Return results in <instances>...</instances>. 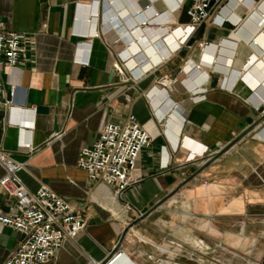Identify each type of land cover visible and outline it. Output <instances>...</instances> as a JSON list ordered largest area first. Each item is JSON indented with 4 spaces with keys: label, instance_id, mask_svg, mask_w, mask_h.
<instances>
[{
    "label": "crops",
    "instance_id": "obj_1",
    "mask_svg": "<svg viewBox=\"0 0 264 264\" xmlns=\"http://www.w3.org/2000/svg\"><path fill=\"white\" fill-rule=\"evenodd\" d=\"M192 1L154 5L162 15L145 33L144 53L168 55L134 80L113 63L137 34L122 33L141 0H0L6 29L25 36L21 63L0 61L2 100L25 112L17 123L0 105V147L24 164L19 177L29 190L48 186L85 221L45 264L101 262L117 244L133 264H151L144 253L167 264H264V25L247 8L263 1L264 11V0H232L230 21L210 18L183 41L176 29L189 22ZM227 2L212 0V15ZM113 13L119 29L107 20ZM186 60V70L195 71L188 85L157 83L164 75L182 77ZM205 78V98L195 101L184 86L196 88ZM129 114L150 143L117 197L77 162L106 123ZM9 204L0 192V213ZM21 238L0 225V264Z\"/></svg>",
    "mask_w": 264,
    "mask_h": 264
},
{
    "label": "built area",
    "instance_id": "obj_2",
    "mask_svg": "<svg viewBox=\"0 0 264 264\" xmlns=\"http://www.w3.org/2000/svg\"><path fill=\"white\" fill-rule=\"evenodd\" d=\"M109 1L113 3L114 0ZM160 1L164 0H141V5L130 18L128 29L122 34L127 35L135 31L137 34L133 39L128 40L124 49L117 52V60L113 63V68L118 74L123 75L127 72L129 78L138 80L147 70L165 60V54L160 51L157 56L144 53V46L148 43L145 33L154 28L156 19L162 15L154 8V5ZM171 1L170 8L174 9L179 7L184 0ZM231 2L232 0H228L212 15V0H193L187 9L189 22L176 29L181 34L182 40L186 41L202 23L210 18L216 25H223L230 21L227 4ZM262 2L257 5L253 1L251 7H247L246 4L245 6L249 9L253 8L260 24L264 25V11L260 10ZM93 17L97 18L98 12H94ZM107 20L117 29L121 28L122 24L117 13L109 14ZM94 34L98 36L99 32ZM24 40L23 34L8 31L5 23L0 20V61L3 60L7 67L13 68L21 63ZM251 43L254 46L258 45L256 39H252ZM207 46L208 43L201 44V51L204 54ZM156 59L158 60L155 61ZM130 61H134L131 66L128 64ZM189 61L186 60L181 68L182 77L171 78L164 75L157 80V83L167 84L171 81L170 85L173 86H176L177 82L183 83L189 73L195 72L193 70L189 73L183 71L184 65ZM146 65L149 67L144 69ZM205 82L206 78L198 87L187 89V86H184V89L191 92L195 101H200L205 98L206 89L203 88ZM151 91H157L156 87ZM150 93H146L148 99H150ZM1 94L0 86V105L8 107L10 120L23 123L25 112L12 106L9 101L2 100ZM149 143V133L138 122L134 114H129L122 123H106L100 130L96 142L81 150L77 166L87 172L90 180L112 186L115 195L121 197L131 185V173L140 152ZM190 154L195 156L196 152L192 150ZM0 165L4 169V174L0 177V192L10 199L8 213H0V225L8 226L22 235L18 246L5 264H45L55 257L65 240H75L85 227L84 218L73 205L48 186L42 185L35 191L29 190L19 177L24 164L14 160L2 147H0ZM144 256L151 261V264H167L165 259L155 258L151 253H144ZM183 256L189 257V255ZM127 262L133 264L117 244L103 261L89 260L86 264H124Z\"/></svg>",
    "mask_w": 264,
    "mask_h": 264
},
{
    "label": "bare ground",
    "instance_id": "obj_3",
    "mask_svg": "<svg viewBox=\"0 0 264 264\" xmlns=\"http://www.w3.org/2000/svg\"><path fill=\"white\" fill-rule=\"evenodd\" d=\"M238 8V7H237ZM231 16H229V18H230ZM181 35V34H180ZM148 53H151L152 52V50H148L147 51ZM153 53V52H152ZM168 55V52L167 51H165V57ZM160 59V58H159ZM158 59H156L155 61H157ZM189 63V62H188ZM188 63L186 64V65H184V67H183V71L184 72H186V73H189L191 70H190V68L192 67H190V68H188L187 70H186V66L188 65ZM130 66L131 65H133L134 64V61H130L129 63H128ZM149 67V65H146V66H144V69H147ZM190 70V71H189ZM168 83H170L171 84V81H168L167 82V84ZM178 84H181L180 82H177ZM183 83H184V85H188V79L186 78V79H184L183 80ZM264 101V100H263ZM170 102V101H169Z\"/></svg>",
    "mask_w": 264,
    "mask_h": 264
},
{
    "label": "water",
    "instance_id": "obj_4",
    "mask_svg": "<svg viewBox=\"0 0 264 264\" xmlns=\"http://www.w3.org/2000/svg\"><path fill=\"white\" fill-rule=\"evenodd\" d=\"M131 226H132V225H129V227L126 228V229L124 230L123 235H122V238L125 236L126 232L128 231V229H129Z\"/></svg>",
    "mask_w": 264,
    "mask_h": 264
}]
</instances>
